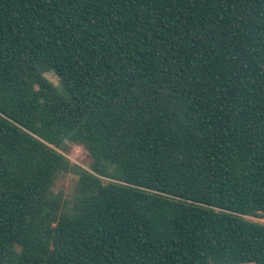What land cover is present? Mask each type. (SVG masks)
Instances as JSON below:
<instances>
[{
  "label": "trees",
  "instance_id": "obj_1",
  "mask_svg": "<svg viewBox=\"0 0 264 264\" xmlns=\"http://www.w3.org/2000/svg\"><path fill=\"white\" fill-rule=\"evenodd\" d=\"M246 216L264 0H0V264H264Z\"/></svg>",
  "mask_w": 264,
  "mask_h": 264
},
{
  "label": "rangeland",
  "instance_id": "obj_2",
  "mask_svg": "<svg viewBox=\"0 0 264 264\" xmlns=\"http://www.w3.org/2000/svg\"><path fill=\"white\" fill-rule=\"evenodd\" d=\"M44 76L53 84L57 85V79L56 77L50 73L46 72ZM58 152L65 156L71 163L77 164L80 167L84 169H89L91 159L86 153V151L78 145L75 144H70V143H65L64 148L59 149ZM76 176L74 175H66V176H61L57 178L54 190L55 193H61L63 199L65 200H71L72 196L74 194V187L76 183ZM244 219L254 222V223H259L264 225V216L263 217H243ZM252 264V263H249Z\"/></svg>",
  "mask_w": 264,
  "mask_h": 264
}]
</instances>
